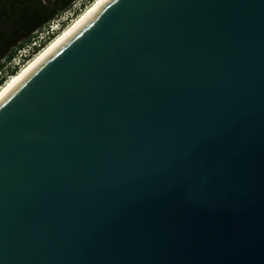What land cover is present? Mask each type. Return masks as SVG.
I'll use <instances>...</instances> for the list:
<instances>
[{
    "label": "water",
    "instance_id": "obj_1",
    "mask_svg": "<svg viewBox=\"0 0 264 264\" xmlns=\"http://www.w3.org/2000/svg\"><path fill=\"white\" fill-rule=\"evenodd\" d=\"M0 264H264V0H100L1 94Z\"/></svg>",
    "mask_w": 264,
    "mask_h": 264
},
{
    "label": "trees",
    "instance_id": "obj_2",
    "mask_svg": "<svg viewBox=\"0 0 264 264\" xmlns=\"http://www.w3.org/2000/svg\"><path fill=\"white\" fill-rule=\"evenodd\" d=\"M47 1L50 3V0ZM72 1L74 0H55L50 7L41 0H0V84L7 74L12 75L19 70L16 65L5 70V64L28 45L39 30L66 10ZM43 44L44 42L34 47L31 54ZM5 71L7 73L4 74Z\"/></svg>",
    "mask_w": 264,
    "mask_h": 264
},
{
    "label": "built area",
    "instance_id": "obj_3",
    "mask_svg": "<svg viewBox=\"0 0 264 264\" xmlns=\"http://www.w3.org/2000/svg\"><path fill=\"white\" fill-rule=\"evenodd\" d=\"M91 2H92V0H74V1H72L70 6L66 9V18L65 19H67V18H71V20L74 19ZM53 21H55V22H53ZM63 21L64 20H61V21L60 20H51V22L47 24L48 27L45 29L44 32H42L38 36L34 37L28 45H26L21 50H19V52L17 54L16 61L14 62V64L15 65L19 64V62H22L25 58H26L25 63L29 59H31L35 53H37L40 49H42L46 45V43H48L62 28L65 27V26H62ZM43 42H44L43 46L29 57V55L33 51V48L40 46V44ZM25 63L21 64V66L24 65ZM5 73H7V71H5L4 74ZM9 75L10 74H7L5 77L7 78ZM5 79L3 80V82L5 81Z\"/></svg>",
    "mask_w": 264,
    "mask_h": 264
},
{
    "label": "bare ground",
    "instance_id": "obj_4",
    "mask_svg": "<svg viewBox=\"0 0 264 264\" xmlns=\"http://www.w3.org/2000/svg\"><path fill=\"white\" fill-rule=\"evenodd\" d=\"M93 0L85 7L72 22L61 29L39 52H37L25 65L16 73L12 74L0 87V95L3 94L34 62H36L44 53H46L55 43H57L65 34H67L82 18H84L99 2Z\"/></svg>",
    "mask_w": 264,
    "mask_h": 264
},
{
    "label": "rangeland",
    "instance_id": "obj_5",
    "mask_svg": "<svg viewBox=\"0 0 264 264\" xmlns=\"http://www.w3.org/2000/svg\"><path fill=\"white\" fill-rule=\"evenodd\" d=\"M92 1H93V0H92ZM65 18H66V10L62 11L61 13H59V14H58L56 17H54L52 20H60V21H61V20H64L62 26H65V27H66L67 25H69V24L72 22L73 19L71 20V18H67V19H65ZM72 18H73V17H72ZM50 22H51V21H50ZM50 22H49V23H50ZM53 22H55V21H53ZM47 27H48V25H45L41 30H39V31L36 33V35H35L34 37H36V36H38L40 33L44 32L45 29H46ZM62 29H63V28H62ZM34 37H33V38H34ZM46 44H47V43H46ZM17 54H18V53H17ZM32 54H33V53H32ZM32 54H31V55H32ZM31 55H29V57H30ZM34 55H35V54H34ZM16 58H17V55H15V57H14L13 59H11L10 62H8V63L5 64V70L8 69L9 67L11 68L13 65H15L14 62L16 61ZM25 60H26V58H25L22 62H19V64H17L16 66H18V68H19V67L21 66V64L25 63ZM29 60H30V59H29ZM29 60H28V61H29ZM28 61H27V62H28ZM27 62H26V63H27ZM26 63H25V64H26ZM25 64H24V65H25ZM22 66H23V65H22ZM22 66H21V67H22ZM21 67H20V68H21ZM20 68H19V69H20ZM10 75H11V74H10ZM8 77H9V76H8ZM8 77H7V78H8ZM5 78H6V77H5ZM7 78H6V79H7ZM5 81H6V80H5ZM5 81H4V82H5ZM0 85H1V84H0Z\"/></svg>",
    "mask_w": 264,
    "mask_h": 264
}]
</instances>
